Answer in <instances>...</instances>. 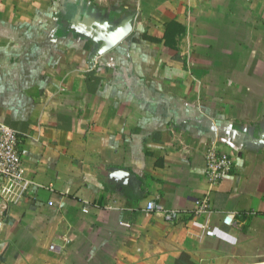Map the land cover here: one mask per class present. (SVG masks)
I'll return each mask as SVG.
<instances>
[{
    "label": "crops",
    "instance_id": "1",
    "mask_svg": "<svg viewBox=\"0 0 264 264\" xmlns=\"http://www.w3.org/2000/svg\"><path fill=\"white\" fill-rule=\"evenodd\" d=\"M211 1L0 0V122L26 168L0 189V264H264V0ZM128 14L93 58L82 26ZM212 143L235 155L214 187Z\"/></svg>",
    "mask_w": 264,
    "mask_h": 264
},
{
    "label": "built area",
    "instance_id": "2",
    "mask_svg": "<svg viewBox=\"0 0 264 264\" xmlns=\"http://www.w3.org/2000/svg\"><path fill=\"white\" fill-rule=\"evenodd\" d=\"M21 135L19 132L5 123L0 122V189L8 182H24L26 168L20 149ZM206 166L205 176L211 187L218 185L231 173L235 155L229 151L222 150L217 143L209 145L205 151ZM147 210L162 213L168 222L178 221L183 212L180 209H167L161 203L155 201L147 202ZM211 210L208 196L204 197L195 210L196 214H202ZM235 221L234 213H227L224 222L233 224ZM4 221L0 215V233L3 229Z\"/></svg>",
    "mask_w": 264,
    "mask_h": 264
},
{
    "label": "water",
    "instance_id": "3",
    "mask_svg": "<svg viewBox=\"0 0 264 264\" xmlns=\"http://www.w3.org/2000/svg\"><path fill=\"white\" fill-rule=\"evenodd\" d=\"M134 15L128 14L122 17L119 21L112 25L102 27L94 30L91 27H83L82 33L91 37L98 43V47L94 52L93 58L105 53L106 51L115 47L126 36L130 34L133 29ZM81 31V29L79 30Z\"/></svg>",
    "mask_w": 264,
    "mask_h": 264
},
{
    "label": "rangeland",
    "instance_id": "4",
    "mask_svg": "<svg viewBox=\"0 0 264 264\" xmlns=\"http://www.w3.org/2000/svg\"><path fill=\"white\" fill-rule=\"evenodd\" d=\"M221 1L222 0H219L218 2H213V1H211L210 3H211V7L210 8H207L208 10L209 9H213L214 11H219L220 10V8H221ZM188 18V17H187ZM191 18V17H190ZM201 19H204V17L201 15V17H200ZM213 18H215V17H213ZM178 48L179 49H181L182 51H184L185 50V48H186V42L185 43H183L182 41H180V43H178Z\"/></svg>",
    "mask_w": 264,
    "mask_h": 264
},
{
    "label": "trees",
    "instance_id": "5",
    "mask_svg": "<svg viewBox=\"0 0 264 264\" xmlns=\"http://www.w3.org/2000/svg\"><path fill=\"white\" fill-rule=\"evenodd\" d=\"M173 25H175V22L174 21H171L170 23H169V26H173ZM166 36H168L167 34H165Z\"/></svg>",
    "mask_w": 264,
    "mask_h": 264
}]
</instances>
